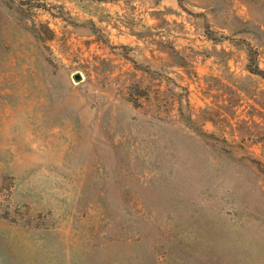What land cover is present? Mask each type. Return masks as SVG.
Masks as SVG:
<instances>
[{"label":"rangeland","instance_id":"obj_1","mask_svg":"<svg viewBox=\"0 0 264 264\" xmlns=\"http://www.w3.org/2000/svg\"><path fill=\"white\" fill-rule=\"evenodd\" d=\"M251 62L264 0H0V264H264Z\"/></svg>","mask_w":264,"mask_h":264},{"label":"trees","instance_id":"obj_2","mask_svg":"<svg viewBox=\"0 0 264 264\" xmlns=\"http://www.w3.org/2000/svg\"><path fill=\"white\" fill-rule=\"evenodd\" d=\"M249 70L253 74H256L264 79V70H262L258 65H255L254 63L251 62Z\"/></svg>","mask_w":264,"mask_h":264},{"label":"water","instance_id":"obj_3","mask_svg":"<svg viewBox=\"0 0 264 264\" xmlns=\"http://www.w3.org/2000/svg\"><path fill=\"white\" fill-rule=\"evenodd\" d=\"M75 80L78 82L81 81V76L79 74L75 75Z\"/></svg>","mask_w":264,"mask_h":264}]
</instances>
